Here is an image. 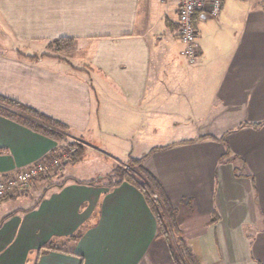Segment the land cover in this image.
Returning <instances> with one entry per match:
<instances>
[{
  "label": "crops",
  "instance_id": "crops-1",
  "mask_svg": "<svg viewBox=\"0 0 264 264\" xmlns=\"http://www.w3.org/2000/svg\"><path fill=\"white\" fill-rule=\"evenodd\" d=\"M178 8L179 0H0V31L14 45L0 51V95L65 124L84 152L113 159L105 175L115 152L131 155L140 125L169 137L185 118L142 167L176 207L200 264H264V0H221L215 17L196 10L194 63L181 54ZM59 38L74 48L40 56ZM57 148L0 116V177ZM70 163L61 182L41 176L29 193L11 194L46 190L36 206L0 214V264H157L166 245L142 193L126 182L87 184L95 174L77 178V164L65 174Z\"/></svg>",
  "mask_w": 264,
  "mask_h": 264
},
{
  "label": "trees",
  "instance_id": "trees-1",
  "mask_svg": "<svg viewBox=\"0 0 264 264\" xmlns=\"http://www.w3.org/2000/svg\"><path fill=\"white\" fill-rule=\"evenodd\" d=\"M47 47L56 52L64 50L69 51L74 48V40L68 38L55 39L50 41L47 44ZM28 58L34 59L35 56ZM0 116L8 118L39 134L55 140L58 143L57 150H62L64 146L72 148L73 151L69 154L65 163L75 162L85 150V146L81 142L67 141L69 130L65 124L3 95H0ZM260 124L261 123H258L257 125ZM65 140L66 142H64ZM142 161L143 158L129 157L127 163L116 165L110 173L85 183L94 184L96 181H99V179H103L107 187L118 186L123 182L134 186L142 193L148 207L155 217L157 225L156 238H162L164 240L172 264H200L197 256L187 244L178 226L176 207L167 201L160 183L142 167ZM68 179L69 178H66L65 180ZM62 183L54 184V186L61 187ZM45 191L46 190L43 191L33 206H36L41 201ZM153 194L157 195V199L153 198ZM10 197H12L11 194H6L5 196L0 197V202ZM214 219L215 215H212L211 222H214ZM1 222L2 221H0V223ZM78 236L79 232L73 235L72 238L75 239ZM52 244L53 241L48 243L46 248H53Z\"/></svg>",
  "mask_w": 264,
  "mask_h": 264
},
{
  "label": "rangeland",
  "instance_id": "rangeland-1",
  "mask_svg": "<svg viewBox=\"0 0 264 264\" xmlns=\"http://www.w3.org/2000/svg\"><path fill=\"white\" fill-rule=\"evenodd\" d=\"M256 1H259V0H256ZM13 46L14 45H13L11 38L8 35V33L6 31H0V51H6L8 49L13 50ZM16 48H18L22 53H25V52L31 53L30 50L33 51V49L29 50V49H25L24 47H16ZM21 49L25 50V51L23 52ZM44 50H45V48H44ZM64 51L67 52L68 50H64ZM61 52H63V51L56 52V51H53L52 49H50L49 47H47V51L44 53H41L40 56L51 55L52 53H61ZM18 54L22 56V54H20V53H18ZM31 56H35L34 59L39 57V55L35 54V55H26L25 58H28ZM29 60L31 61L33 59H29ZM172 113H174V112H172ZM175 113H178V110H176ZM173 122H176V121H173ZM187 123H188V121L184 118V120H180L179 123L172 125L171 126V130H172L171 136L173 134L177 133L178 130L185 128ZM151 129L152 128L149 125H146V126L140 125L139 126V129H138L139 132H138L137 138L134 139V140L137 139L138 141H135V142H134V140L132 141L134 147H133L132 153H130L131 155L127 156V155H125V152H121V151L115 152L114 153L116 155L115 160L117 161L116 165H121L123 163H127L129 157H132V158L143 157L144 153H146L149 149H151L152 146L158 145V144H164L168 140L167 138L171 137L170 134H169V137H167L166 134L162 135L163 127H161V126L155 128L156 129L155 135L151 134V131H152ZM160 135H162L161 141L159 140V137H158ZM67 141L68 142H72V141L81 142L80 140H76V139L68 140V138H67ZM64 142H66V140ZM65 148H66V146H64V148H62V150ZM111 163H113V159L106 158L105 156H103L102 154H100L97 151L92 150L88 153L83 152V154L75 162H71L70 164L67 165L66 170H65L66 171L65 174H68L67 172L69 171L70 167H72L74 164H77V166H75L78 169L75 173L77 178L90 180V178H93V176H94L93 174H95L96 178H99L101 175H103V176L105 175V172L110 168ZM61 172L62 171H60V170L57 172H51V173H48L47 174L48 176H46V177H44V175H43L42 178H44V179L48 178V181L54 180V181L61 182L62 181L61 178H58L59 176H61V175H59ZM53 174H54V176H52ZM32 184H31V186H33ZM51 185L52 184L48 183V185H46L45 188H47ZM31 186H30V188H31ZM30 188L27 191H24L22 193H25V194L29 193ZM44 190L45 189H42L41 191H37L35 193L31 192V194H28L27 199H25V200H22V196H17L16 198H13V199L10 198L9 200H3L2 202H0V214L5 213L6 211L11 210L12 208H16L19 206H26V204H27V206L29 204H33L35 201H37V199L39 198V196L41 195V193ZM22 193H19V194H22ZM156 259H158L156 261L157 264H172L170 255H169L167 248L165 246H164V249L161 248L160 251L157 252Z\"/></svg>",
  "mask_w": 264,
  "mask_h": 264
},
{
  "label": "built area",
  "instance_id": "built-area-1",
  "mask_svg": "<svg viewBox=\"0 0 264 264\" xmlns=\"http://www.w3.org/2000/svg\"><path fill=\"white\" fill-rule=\"evenodd\" d=\"M220 6L221 0H179L178 33L183 43L181 54L188 63H194L198 56L197 35L192 20L194 12L205 10L208 15L215 17L219 13ZM72 151V148L66 147L56 151L46 161H36L6 178L0 177V197L27 191L35 179L51 172L61 171ZM153 198L157 199V195L153 194Z\"/></svg>",
  "mask_w": 264,
  "mask_h": 264
}]
</instances>
